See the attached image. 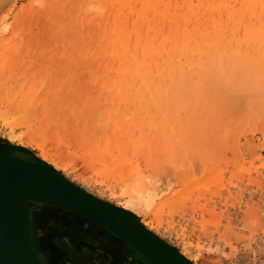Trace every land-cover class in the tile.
I'll use <instances>...</instances> for the list:
<instances>
[{"label": "bare ground", "instance_id": "obj_1", "mask_svg": "<svg viewBox=\"0 0 264 264\" xmlns=\"http://www.w3.org/2000/svg\"><path fill=\"white\" fill-rule=\"evenodd\" d=\"M53 1H55V0H53ZM61 1H63V0H61ZM80 1H82V0H80ZM63 2L66 3V0H64ZM57 3L60 4V2H58V1H57ZM98 3H100V4H98ZM56 4H55V6H56ZM59 4H57V6ZM93 4H98L100 6V8L103 9L102 11L105 10L107 12V14L106 13L103 14L104 12L102 13V15H104L103 19L106 18V16H108V18H106L107 19L106 23H108V21L109 20L111 21L112 19L115 21V22L113 21V23L111 21L112 24L110 25V28H108L109 31H108V34L106 35L107 36L105 38L106 40L104 39V41L107 42V45L105 44L106 46L104 45V48H106L108 55L106 56V58H104L105 61L103 58H102L103 60L101 58H99L98 60L96 59L95 65H94L95 71L98 72V74L102 75V76H99V78L97 76H95L97 73H95V75H94L93 81L98 80V79L100 81H102L101 83L98 82V84L96 83L97 81H95V83L98 86V93L96 94V96L99 95V93L101 96V92H102L101 98H103V96H104L103 93L106 92V94H105L106 97L108 96V94L110 96V99L109 100L107 99L108 103L110 106H112L109 109L108 113L105 112V114L107 113L108 116L106 115V117H104V118L105 119L107 117L108 118L106 120L104 119L105 121H102V120L101 121L103 124H105V123L107 124L108 120L110 119L109 121L114 123L115 125H117L119 123V125H121V127H122V128L121 127L120 128L124 129V131H125V128H123L125 119L128 117H130V118L132 117V119H131L132 120V126L130 127L131 129H129L127 127V130L125 131V133H124V131L122 132V135L124 133V135L122 137L120 136L121 135V132H120L119 133L120 138L119 139L117 138V141H116V139L115 140L109 139L108 142H104L100 146V149H97L98 148L97 143H99V140H97L99 137L98 134H97V136L94 135L96 137L95 139L94 138L92 139L93 136H90V137L88 136L87 138L85 137L88 146L91 148L86 146V144L84 146L82 145L83 148L86 147V151H84L85 150V148H84V150L83 151L81 150V152H85L83 155L87 154V152H88V154L85 156H86V159L88 156L90 158V160H96V159H98V156L103 157L101 160L103 165L101 164V166H103V168H105L108 171V168H109L108 160L110 158H108V160H106V157L109 154H114V153H110L113 150L114 151L115 150L121 151L119 157L117 158V156H116L117 161L114 162L115 161L114 160L113 163H111V164H113V166L115 167L116 173H118V176L121 180V183H123V185H124L123 187H124L125 193H123V195H126V198H125L126 201L122 207L112 206V205L106 203L105 201L98 199L97 197H95L93 195H90L89 193L87 194L86 192L81 190V188H78L76 185H74L73 183L68 181L67 178L64 177V175L59 172V170H58L59 166L57 164L58 162L55 163L53 161L55 159H50V161H48L49 156L46 153H44V154L42 153V155L39 157L41 159V161H39L37 158L36 159L39 162L44 163L47 167H49L52 171H54L62 182L71 186L73 189H75L78 192H83V193L87 194V196L90 197L91 199H95L97 201H100L109 215L123 221L128 226H130V227H132V228H134L140 232L146 233L148 235H152L157 241L164 243L167 247H169L171 249V251L175 255L185 259L188 263H190V264H203L202 261H203V259H205L204 254H207V256H214V257L217 256V258H219L222 261V264H225V262H229L230 260H232V258L234 257V255L236 253H238V252L243 253L242 248L244 245H247L244 243L246 241L244 236L243 237L240 236V238L245 239V241L243 240L244 242L243 241L241 242L239 240V238H237V241H235V242H237L238 246H236L235 249H234V247H235L236 243L234 241H231V243L233 242L235 244H233L234 247L232 244H231V246H229V248L226 246L229 249L228 250V249H225V245H226V243H228V241L225 243V241L222 239L223 237H221L220 239H222L224 241V243H225V245L223 244L224 246H222V244H221L222 240L218 239L219 237L218 238H214V237L210 238L208 236V238L205 237L207 240H203V239H201L202 237L197 235L198 237H200L199 239L202 240V242L199 240V242H200L198 244L199 246L197 244H196L197 246L194 245L195 246L194 249L197 248V249H195L196 252L194 254H192L191 256H189L187 254V251H186L187 249L184 248L185 245L183 247L182 242H181L182 243L181 247H183V248L175 249L171 245L167 244L162 239H160L159 237H157L153 233H151L150 228L144 222V217H146L148 215L149 216L152 215V213H154L155 211H158V213H159L160 209H157V208H159L160 206L163 208V205H166L169 203L168 198L172 194H170V192H168V188L170 190L171 185H169V184L171 181H169V182L167 181L168 184L166 182L162 186V185H160V183H162V182H160L159 179L156 180V178L159 175H160L159 178L164 177L162 175L164 173H166L165 167H167V165H170V167L173 166L175 169V172H176V170L178 171V168L180 167V170L182 169L181 173H183V172L188 173L187 170H188L189 164L192 163L190 161H193V160L196 161L195 160L196 158L193 155H192L193 158L191 157L192 152H194V150H192V149L195 148V151H196L195 155H197V156L199 155V157L201 156L203 158V157H207L209 155L208 153L211 152L210 151L211 149H209V147L212 148V145H213V147L216 146L217 148L221 147V151H223L222 150L223 147L221 146L222 144H223V146L225 145L224 148L226 147V143H224L226 140V137L223 136L224 135L223 132H225V129H226L225 127L229 126L228 123L231 122L230 119L232 120L233 114L236 113V111L234 113L235 109H237V111H238L239 108H241V107L247 109L249 106L251 108L253 106L254 108L257 109V106L259 105V107H261L263 112H264V0H83L82 7H81V9H83V12H82L83 14L81 15L82 17H79V19L81 18L82 19L81 21L86 25L91 20L95 21V19H94L95 17H93V19H92V15H89V13L92 12L90 10L91 9L93 10V8L89 9V13L86 10L89 7H91V5L93 7ZM60 5H62V3ZM98 5H96V6L98 7ZM70 6H72V4ZM58 7H60V6H58ZM47 8L50 9V5L47 6ZM67 8H69V6ZM95 8L96 7L94 6V10H95ZM124 8H125V10H124ZM57 9H59V8H57ZM60 10H61V7H60ZM97 10L95 12L96 14L98 12L99 13L102 12V11L97 12ZM55 11H57V10H55ZM70 11H71V9H70ZM66 12H67V9H66ZM108 12H109V14H108ZM55 13H54V15H55ZM59 13L61 14V12H59ZM110 13L111 14L113 13V16H110L111 15ZM71 14H69V15H71ZM102 15H101V17H102ZM99 16H100V14H98V16L96 18H98ZM68 17H70V16H68ZM101 17H100V19H101ZM111 17H112V19H111ZM58 21H59V19H58ZM99 21H101V20H99ZM92 23H93V21L91 22V24ZM104 24H105V22L103 23V25ZM68 26L69 25H67V28H68ZM59 27H60V25H59ZM81 27H82V24H81ZM88 27L90 28V26H88ZM88 27L86 26V28H88ZM56 29H59V28H56ZM56 29H55V31H56ZM91 29H92V27H91ZM6 30H7V28L4 27V29L2 30L3 33H1V35H0V40H1L0 43L2 42V44H5V42H6L5 37H4L6 34L5 32H7ZM19 30H20V28H19ZM86 33L88 34V32H86ZM74 35H73V37H75ZM87 36H88L87 40H89V38H92L89 36V34ZM6 37H7V35H6ZM103 37H104V35H103ZM103 37L100 38L101 41H102ZM84 38H86V37H84ZM19 39H21V38H19ZM68 41H70V38L68 39ZM79 41H80V39H79ZM83 41H85V40H83ZM83 41L80 43H83ZM98 42H99L98 44H100L99 40H98ZM19 43H20V41H19ZM68 43L70 44V42H68ZM89 43L90 42H87V44H89ZM78 45H79V43H78ZM89 46L87 47V49L85 48L87 51L84 52L85 56L83 55L85 62L86 61L89 62L90 59H93V58L95 59V58L99 57L98 55H95L96 57L93 55L94 49H92V50L88 49ZM18 47H19V45H18ZM78 47L79 46H77V48ZM96 47L97 46H94V48H96ZM1 48L2 47H0V52L4 50V49L2 50ZM40 50H41V48H40ZM13 52H15V50ZM98 52L99 51L97 50V54H98ZM40 54L42 55V53H40ZM1 56H2V53H1ZM35 60H36V58H35ZM106 60H107V62H106ZM5 61L6 60H3V61L0 60V73L4 69ZM81 61L82 60L79 61V65L82 64ZM90 63H88V64H90ZM85 66H83V68ZM90 66H91V64L88 65L87 67H85V69L86 68L89 69ZM18 67H20V66H18ZM30 67L32 68L31 65H30ZM94 67H92L93 70H94ZM79 74H81V73H79ZM87 74L88 75L85 77L86 80L89 79L88 78L89 74H92V73L90 72ZM33 75H34V72H33ZM12 76H14L13 73H12ZM12 76L4 75V78L0 79V94L1 95L3 94L2 96H5L6 98H8V100H10L9 97H11V99H12V97H14L15 95L17 96L18 93H16V92H17L18 88L15 89V87H17V84H18L17 80L22 79V78L20 79V77H18L19 73H18V75H16V78L15 77L13 78ZM77 78H78V76H77ZM81 78L83 79L82 76H81ZM82 79H80V82L83 83L84 79H83V81H82ZM22 81H23V79H22ZM34 81H33V83H34ZM85 81H84V84H82V85H85V87H87L86 84H87L88 80L86 82ZM22 84L23 83H21V85ZM76 84H78V86H79V83H76ZM21 85L19 86V88L23 87V85L22 86ZM45 85H47V84H45ZM94 85H91V86H94ZM38 86H39V83L37 84L36 87H38ZM70 86H71V84H70ZM82 88L83 87H81V90L83 91ZM101 88L104 89V92ZM71 90H72V92L73 91L75 92V90H73V89H71ZM71 90H69V91H71ZM20 91H21V89L18 92H20ZM80 91H79V93H80ZM26 92H28V91H26ZM27 94L29 97V93H26V95ZM80 94H82V93H80ZM73 95H74V93H73ZM80 96H82V95H80ZM85 96L87 98L88 95H85ZM96 96L93 95L92 97L95 98ZM36 97H38V96L35 95L34 98H36ZM106 97H104V98H106ZM6 98H4L3 100H5ZM30 98H32V97H30ZM30 98L23 99L22 101H18V102L16 99V101H14V102H16V104L15 103L14 104L16 105L18 110L17 111L12 110V112L9 111L11 113V115H9V112H6L7 109H9V107H7L6 111L4 110L5 111L4 113L5 114L7 113L6 116L4 114V118L5 117L7 118V115L9 117H11V119L8 120L9 121L8 125H11V126H9V133L10 132L11 133L8 134L7 138H5L8 141L6 143L8 146L5 145V147H9V146L11 147L12 141L16 137V131L14 132V130L12 128L13 126H15V124L12 125L11 123L14 121V119H16V116L18 114L21 115L23 113V114H25V116L27 114L28 119H29V117H31V119L34 122L36 121L37 125L39 124L38 122H40V121H37V120H39V117H37V115H36V117H37L36 120H34L35 118L33 119V117H35V116H32V115H33V113H35L33 111H34L36 105L34 102H32V100H34V99L33 98L30 99ZM99 98L100 97L98 96L95 99L99 100ZM101 98H100V100H101ZM46 99L47 98H45V100ZM70 99L67 98V100H69V101H70ZM73 99H75V98H73ZM80 99H81V97L78 98L77 100H80ZM88 99L89 100L85 99L84 101L89 102L91 100L89 96H88ZM13 100H15V98ZM100 100H99V102H100ZM107 100H105V102ZM10 101H12V100H10ZM48 101L42 100V103L44 102V104L41 103V105L44 106L45 103H46V105H48L47 104ZM81 101H82V99H81ZM6 102H9V101H6ZM77 102L78 101H76L75 103H77ZM88 102H85V103H88ZM99 102H98V104H99ZM12 103H13V101H12ZM79 103H81V102H79ZM79 103H78V105H79ZM90 103H92V102H90ZM101 103H102V101H101ZM243 103H245V104H243ZM8 104H11V103H8ZM82 104L84 106V103H82ZM6 105H7V103L5 104V106ZM65 105H67V103H65ZM71 105H72V103H71ZM90 105L92 106V104H90ZM104 105H106V104L104 103ZM246 105H248V106L244 107ZM9 106H11V105H9ZM52 106L53 105H50V107H52ZM86 106H87V104H86ZM103 106H102V108H103ZM106 106H108V105H106ZM46 107H44V108H46ZM68 107H70V106L68 105ZM96 107H98L97 103H96ZM99 107H100V105H99ZM71 108H73V107H71ZM81 108H80V110H81ZM58 109H60V108H58ZM89 109H91V108H89ZM93 109H92V111H93ZM46 110H49V108ZM247 110H249V108ZM13 111H15V113L17 115L16 114L13 115L14 114ZM50 111H51V108H50ZM66 111H67V108H66ZM81 111H83V110H81ZM63 112H64V110H63ZM94 112L95 111L91 112L92 115ZM243 112H244V110H243ZM52 113H53V110H52ZM85 114L87 117L89 116V115H87V113H85ZM105 114H104V116H105ZM61 115H63V114H61ZM70 115H71V113H70ZM74 115L75 114L73 112L72 116L74 117ZM64 116H65V114H64ZM223 116H224V118H226L227 123H226V120L223 118ZM230 116H231V118H230ZM62 117L60 119H62ZM76 118H77L76 116H75V118H73L74 122H75ZM220 118H223V121H225V122H223L222 119L220 120ZM2 119H3V117H2ZM28 119H27V117L24 118L25 122H28V124H29L30 122L28 121ZM31 119H29V120L32 121ZM198 119H200V120H198ZM233 120H234V118H233ZM3 121H4V119H3ZM81 121H82V124H84L83 126H85V123H87L85 121H87V120L83 118V120H81ZM94 121L96 122V119L92 120L90 124H93V123L95 124ZM101 121L100 122L98 121L96 124L101 123ZM235 121H236V119H235ZM34 122H32V123L34 124ZM43 122H45V121H43ZM60 122H62V124H63V121L60 120ZM220 122L221 123L223 122L222 124H224L225 126L220 127L221 126ZM70 123H72V122L70 121L69 124ZM127 123H129V122H127ZM76 124H77V122H75L74 125H76ZM103 124H102V127L100 124L101 131H102V128H103V130L108 129L107 128L108 126L106 127V125L104 126ZM45 125H47V124H44V126ZM119 125H117V126H119ZM172 125L177 126V127H174L175 129L180 128L179 129L180 133L177 130V132L180 134V138H179L180 141H175L178 139L177 137H179V135L174 136L173 133L171 134L170 129H171ZM184 125H187V126L185 127ZM32 126L34 127L35 124ZM112 126H114V125L112 124ZM38 127H37V129H38ZM40 127H43V126L41 125ZM47 127H48V125H47ZM90 127H91V125H90ZM194 127H195V129H194ZM231 127H230V129H231ZM10 128H12L13 131H11ZM29 128L27 130L28 132L31 129V128L30 129ZM117 128L118 127H116L115 130H117ZM183 128H184V130L180 131ZM221 128H224V129H221ZM92 129H94V128H92ZM227 129H228L227 134H225L226 136L230 135V134H228L230 129L229 128H227ZM235 129H236V125H235ZM63 130H61V132ZM72 131L74 132V129H72L71 132ZM92 131H94V130H92ZM220 131H223V132H220ZM63 132H65V131H63ZM73 132H72V135L70 134L72 137L74 136ZM172 132H173V130H172ZM194 132L196 133L195 135H193ZM219 132L222 133L221 136L224 138V140H222L223 138L215 140L216 135L219 134L218 136H220ZM232 132H234V131H232ZM232 132H230V133H232ZM117 133H118V131H117ZM80 134H82V133H80ZM82 135H80V137ZM86 135L87 134L84 133V136H86ZM35 136H32V137L34 138ZM194 136H196V137H194ZM210 136H211V138H210ZM234 136H237V135L235 134ZM234 136H233V138L230 137L229 139H234ZM237 137H235V139H237ZM35 138H37V136ZM69 138H71V137H69ZM73 138L75 139V137H73ZM81 138H83V137H81ZM89 138H91V140H93L94 143H93V141H88V140H90ZM227 138H228V136H227ZM0 139H2V138H0ZM84 139H82V140H84ZM113 139H114V137H113ZM208 139H209V141H207ZM235 139H234V141H236L235 143L237 145V140H235ZM30 140H31V137H30ZM136 141L138 142L136 144V146L138 144L140 146L139 142H145V141L149 145L153 144L152 145L153 149H151L152 151L149 150L146 152L143 150V154H142L143 155V161L145 160L148 162V165H149L148 168H150V166L152 167L153 164L155 165L157 161H158L157 163L159 165L161 163L165 162L164 164L166 166L164 164H162V166L163 167L165 166V167H164L163 171H161L162 169L160 170L161 173H160V171H158L159 170L158 169V170H156L155 176L154 175H147L148 173L145 175L144 171L141 169V166L139 165L140 163L132 165L133 164L131 162L132 159L138 158L137 156H139V154L141 155L140 152H142V151H140V150L143 149V147L145 146L144 145L145 143H143V145H141L142 147L135 148L132 150L127 149V151H124L126 149L124 147H126L128 145V142L136 143ZM181 141H182V143L185 141L184 143L188 144L187 145L188 147L185 146L186 144H184V143L182 145L180 144L181 146H183V147L185 146L188 148V149L186 148L188 153L185 152L186 149H185V151L182 150L184 148H182L181 146H178V145L174 146L176 149H178L177 147L181 148L180 151L182 152V154H180L181 155L180 158L182 159V157H183L184 159H182V161L180 162L179 161L180 158L178 157V159H177V156H179L178 155L179 153L177 151L179 149L176 151L175 149L173 150L174 147H171L173 150V152H172V150L170 148H169L170 150L166 149V148L169 147L170 143L174 145L175 143H179ZM212 141L214 142L213 144L210 143ZM234 141H231V142L233 143ZM231 142L227 143V148H229V146H232V145H230ZM34 143H35V141H34ZM78 143H80V140ZM133 143H131V144H133ZM220 143H222V144H220ZM93 144H95L96 146ZM208 144L210 146H208ZM58 145H60V144H58ZM79 145H80L81 149H83L81 146V143ZM149 145H146V146L148 147ZM93 146H95V149L93 148ZM237 146L234 147V145H233V147H234V148L232 147L233 150ZM78 147L79 146H77V148ZM122 147H123V149H122ZM22 148L27 149V147H25V146ZM207 148L209 150H207ZM165 149L171 151L172 155L168 154V153H164L163 151ZM188 150L191 151V153ZM206 151H208L207 152L208 155H205ZM217 151H218V149H217ZM227 151H229V150H227ZM235 151H233L234 154L237 152V151L236 152ZM0 152H2L4 155L10 156V154L7 151H5L4 149H3V151H0ZM144 152H146V153H144ZM175 152L177 154H175ZM183 152L187 153V155L190 154V156H186V154L184 155ZM215 153L216 152H214V154ZM203 154H204V156H203ZM213 156L215 157L217 155L215 154ZM225 157H223V158H225ZM163 158L167 159L166 161L168 163L166 161H164V162L161 161L159 163V160H165ZM234 158H236V157H234ZM238 158H240V157L237 156L236 162L239 161ZM99 160H100V158H99ZM139 160H138V162H139ZM176 160L179 163L178 162L176 163ZM215 160H217V158ZM24 161H26V160H24ZM109 161H111V160H109ZM136 161H137V159L134 162L137 163ZM145 161H144V163H145V165H147L146 164L147 162H145ZM187 161H189L190 163L189 162L187 163ZM230 161H232V159ZM11 162L21 164L23 161H21L19 159H15ZM169 162H171V163H169ZM200 162H201V160H200ZM207 162H208V160H207ZM227 162H229V161H227ZM93 163H95V161H93ZM97 163H100V161ZM239 163H241V161ZM111 164H110V166H111ZM193 164L194 163H192V167H193ZM200 164H203V163L201 162ZM232 164L230 165L231 167H232ZM241 164H239V166ZM156 166H157V164H156ZM176 166H177V168H176ZM262 166H263V164L261 165V167ZM161 167L157 166V168H161ZM219 167L221 168V166H219ZM124 168L129 169V171L127 169H126L127 171H124L125 170ZM205 168H206V166H205ZM194 169H196V168H194ZM215 169L217 171L214 170L215 171L214 173H212L213 171L211 172L212 167L210 170H208V172H207V169L205 172H202V171L201 172H202V174H205L207 172L205 174V176L210 173V175L212 176V179H213V176H214V178H217L220 176V173H221V171L219 172L217 168H215ZM252 169H253V167H252ZM153 170H155L154 167L151 168V172ZM228 170H229V168H228ZM255 170H256V168H255ZM203 171H204V169H203ZM233 171L231 172V175H232ZM145 172H146V170H145ZM157 172H159L158 175H157ZM199 172H200V170H199ZM167 173L165 176L170 175L172 172H170L169 174H167ZM191 174H194V173L192 172ZM202 174H200V177H202ZM221 174H223V173H221ZM186 175L184 174V178ZM210 175H209V177L211 178ZM231 175H230V177H232ZM194 176L196 178V175H194ZM174 177H176V175ZM197 177H198V175H197ZM200 177L198 180L195 179L196 181L194 180V177L192 178V176H191L192 179L188 177L186 180L188 181L189 179H191L189 183H191V181H193V182L195 181L196 184L193 183V187H194V185H197V183L200 184L199 183ZM221 177H222V175L220 176L219 179H221ZM179 178H180V176H179ZM206 179L207 178L203 179L204 181H202V184H201V186H199V188L196 187L194 194H200V196H202V197H204V195H206L205 194V193H207L206 191L209 190L208 187H207V189L205 187ZM173 181L176 182V180H173ZM171 184H172V182H171ZM186 184L188 185V182L185 181V185H184L185 187L187 186ZM191 185H192V183H191ZM191 185L190 186L188 185L189 189H192V188H190V187H192ZM188 186H187L186 190L188 189ZM171 190H173V189H171ZM193 190H194V188H193ZM166 192L169 193V195H170L169 197L166 196V195H168V193L165 195ZM184 192H185V190H184ZM208 192H210V191H208ZM171 193H173V192H171ZM163 194L165 197L162 196ZM207 195H211V192L208 193ZM180 196H181V194H180ZM180 196H178L179 199H180ZM66 197H67V195L65 194V192L61 191L58 188L57 184L54 182V180L52 179V177L48 171H46L44 169H38L35 166H30V165L17 167L15 173L13 174V176L11 177V179L9 181V200H10L9 204L11 207V211H13V213H14L13 218H14V221L16 223L17 231H18V228L20 227V223L26 225L25 217L23 215V214H25V212H27L28 221L30 220V212H31L30 207L31 206L37 205V204L49 205V204H51L50 202L55 203V204H53V206H57V204H58L57 200L62 201ZM186 197L187 196H185V198ZM182 199H184V198L182 197ZM175 200L176 199L173 200V205H174V203L176 204ZM184 202H185V199H184ZM173 205L171 204V206H173ZM171 206H169V209ZM179 207H181V206H179ZM200 207H201V205H200ZM59 208H61V207H59ZM61 209H63V208H61ZM192 209H194V206ZM201 209L203 210L202 212H204V208L202 207ZM201 209H199V210H201ZM63 210L67 211V209H63ZM170 210H174V207L173 208L171 207ZM190 210H191V208H190ZM68 211L70 213L76 215L78 220H79V223L86 225V227L90 228V230L97 231L98 228L99 229H101V228L105 229L106 231L110 232L111 234H113L115 237H117L121 241L125 242L131 248L135 249L140 254L144 255L142 252H140V250H138L137 246H135L133 243L129 242L127 239L120 236L119 234L115 233L114 230H112L111 228L101 224L98 221H95L94 219L90 218L89 216H87L83 213L77 212V211L72 210V209L68 210ZM161 211H163V210H161ZM166 211H167V209H166ZM171 213H170V215H171ZM179 213H180V211H179ZM179 213H177V214H179ZM191 213L194 214V212H191ZM154 218L158 219V220H156L157 222L161 221L159 218V214L157 215V213L154 214ZM193 220H191V221H193ZM191 221H190V223H191ZM196 221L197 220H194V222H196ZM199 221H200V223H198ZM199 221L196 222L197 225L201 224V222H202L201 220H199ZM241 221H242V219H241ZM242 222H244V221H242ZM205 223H206V221H205ZM196 224H195V227H196ZM202 225H204V224H202ZM197 227H199V226H197ZM193 229H195V228H193ZM28 232H29V230H28ZM207 232L208 231L206 230V233ZM185 233L186 232L184 231V234ZM201 233L203 234V236L206 235V233L204 231ZM217 233H218V231H217ZM252 234H250V235H252ZM210 236H212V235H210ZM234 238L235 237H233V239L232 238L231 239L234 240ZM238 241H240V242L238 243ZM202 243L204 245H201ZM189 244L190 243H188L187 245H189ZM30 245L31 246H28V248L25 250V252L23 254V261L25 262V264H42L40 259H39L37 251L35 252V250H33V248H34L33 245L32 244H30ZM200 245L202 246V248H198V247H201ZM259 245H261V244H259ZM256 247H258V245ZM259 247L260 248L262 247L263 249H260V250H259V248L254 249V250H259L257 252L255 251L256 252L254 255L255 261L257 262V264H264V247L263 246H259ZM249 249H248V253L253 254L254 252H252V251L249 252ZM1 250L3 252V248ZM251 250H253V249L251 248ZM238 254L240 255V253H238ZM224 257H225V260H224ZM249 258L251 260V259H253V256H252V258L251 257H249ZM192 261H194V263ZM223 261H224V263H223Z\"/></svg>", "mask_w": 264, "mask_h": 264}, {"label": "rangeland", "instance_id": "obj_2", "mask_svg": "<svg viewBox=\"0 0 264 264\" xmlns=\"http://www.w3.org/2000/svg\"><path fill=\"white\" fill-rule=\"evenodd\" d=\"M57 1L60 2V4L62 3V5L57 3ZM63 1H61V0H55V1H53V0L52 1L51 0H49V1L48 0H0V35H1V33H3L2 30L4 29V27L7 28V30H6L7 32H5L6 34L4 36L6 42H5V44H2V42L0 43V47H2L1 49L2 50L4 49L3 51L0 52V56L2 53L0 60L1 61L6 60L4 63L5 64L4 69L1 71L2 74L0 73V75H1L0 79L4 78V75L12 76V73L14 75V76H12L13 78L14 77L16 78V75H18V73H19L18 77H20V79L21 78L23 79V81H22V79L17 80L18 84H19V85L17 84V87H15V89L18 88L17 92H16V93H18L17 96L15 95L16 97L14 96V97H12V99H11V97H9L10 100L13 101V103H12V101L8 100V98H6L5 96H2L3 94L2 95L0 94V111H1L0 112V138H2V139H0V147L2 145L8 146L6 144L8 141L5 138H7L8 134L11 133V132L9 133V126H11V125H8L9 124L8 120H10L11 117H9L7 115V118L6 117H5L6 119L4 118V114H5L4 112L6 111L7 107H9L10 110L7 109L6 112H9V111L12 112V110L17 111L18 108L15 105L16 102H14V101H16V99L18 102V101H22L23 99H28V98L32 97L34 99V100H32V102H34L36 105L33 112H35V113L37 112L36 114L33 113L32 116H35V117H33V119L35 118L34 120H36V118L39 117V120H37V121H40V122H38L39 124L37 125L36 121L34 122L31 119V117H29V119L32 120V121H30L28 119L27 114L25 116V114H23L21 112L23 115L20 113L22 116L19 114H18L19 115L18 116L15 113V111H13V113H14L13 115L16 114L18 117L16 116V119H14V121L12 120L13 121V122L11 121L12 123L10 122L12 125L15 124V126H13L12 128H13L14 132L16 131V137L12 141V146H18L21 148L24 146L27 147L26 150L31 152V156L29 154H25V153H22V152H19L16 150H11L9 152L10 156L23 158V159H26V161H33L34 160L33 156H34L39 161H41V159L39 157L42 155V153L43 154L46 153L49 156L48 161H50V159H55L53 161L55 163L58 162L57 164L59 166V168H58L59 172L61 174H63L64 177H66L68 181H70L71 183L76 185L78 188H81V190H83L87 194L89 193L90 195H93V196L97 197L98 199H101V200L105 201L106 203H108L112 206L122 207L126 201V199H125L126 195H123V193H125L124 187H123L124 185H123V183H121V180L118 176V173H116L115 167L113 166V164H111V163H113L114 160H115L114 162L117 161V158L119 157L121 151L120 150H117V151L113 150L110 153H114V154H109L106 157V160H108V158H110L109 160H111V161L108 160V165L110 168V169L108 168V171L105 168H103V166H101V164H102L101 160L103 157L98 156V159L90 160V158L88 156H87V159L85 156L88 154V152L85 155H83L85 152H81V150L83 151L84 148H85L84 151H86V147L83 148V146L85 144H86V146H88L87 141H86V138L88 136L89 137L93 136L92 139L93 138L95 139L96 137L94 135L97 136V134H98L99 137L97 140H99V143H97L98 144L97 149H100V146L104 142H108L109 139H112V140L116 139V141H117V138L119 139L120 136L122 137L124 135L125 131L127 130V127L129 129H131L130 127L132 126V120H131L132 117L131 118L128 117L125 119L124 127H123V128H125V131H124V129H121L122 127H121V125H119L118 122H117L118 123L117 125H119V126L110 122L109 121L110 119L108 120L107 124L102 123V121H105L108 118L107 117L105 119L104 117H106V115L108 116L107 113L109 112V109L112 107L108 103L110 96L108 94V96L106 97V95H105L106 92H104V89H102V88L101 89L104 92L103 98H101L102 92H101V96H100V93H99V95L96 96V94L98 93L97 84H98V82L101 83L102 81H100L99 79L95 80V81H97L96 82L97 84L95 83V81H93L95 73H97L95 76H97L98 78H99V76H102L101 74H98V72L95 71L94 65H95L96 59L97 60L99 58L104 59L108 55L106 48H104V45L105 44L107 45V42L104 41V39L107 37L106 35L108 34V31H109L108 28H110V25L113 23L114 20L111 17L112 23L110 20L108 21V23H106L107 22L106 18H108V16L105 15L106 18H104L105 19L104 20L103 19L104 15H102V13L104 12L103 14H105V13L107 14V12L105 10L102 11L103 9L100 8V6L98 5L100 3H98V4H93V7L91 5V7L86 9L89 13V9L93 8V10L92 9L90 10L92 12H90L89 15H92V19H93V17H95L94 18L95 21L91 20L86 25L81 21L82 20L81 18L79 19V17H82L81 15L83 14L82 13L83 9H81L83 0L82 1H80V0H66V3ZM69 2L72 4V6H70L71 4ZM56 3L59 4L58 6L61 7V10H60V7H58ZM48 4L50 5V9H48L49 7L47 8V6H49ZM55 4L57 7L55 6ZM96 5H98V7ZM68 6L71 9V11L69 8H67ZM94 6L98 10L96 8L94 10ZM57 8H59V9H57ZM66 9H67V12H66ZM55 10H57V11H55ZM96 10H97V12L98 11H102V12H100V13L98 12L96 14L95 13ZM124 10H125V8H124ZM59 12H61V14ZM54 13H55V15H54ZM68 13L69 14L72 13V14L69 15ZM98 14H100V16L98 18H96L98 16ZM108 14H109V12H108ZM101 15H102V17H101ZM68 16H70V17H68ZM110 16H113V13ZM100 17H101V19H100ZM58 19H59V21H58ZM99 20H101V21H99ZM92 21H93V23L91 24ZM104 22H105V24L103 25ZM81 24H82V27H81ZM59 25H60V27H59ZM67 25H69L68 28H67ZM85 25L87 27L90 26V28L89 27L86 28ZM91 27H92V29H91ZM19 28H20V30H19ZM56 28H59V29H56ZM55 29H56V31H55ZM86 32H88L89 36L92 37V38H89L90 41L87 40L88 34ZM6 35H7V37H6ZM73 35L75 37H73ZM103 35H104V37H103ZM84 37H86V38H84ZM101 37H103L102 41L100 39ZM19 38H21V39H19ZM69 38H70V41H68ZM79 39H80V41H79ZM83 40H85V41H83ZM98 40L100 41V44H98L99 43ZM19 41L21 44L19 43ZM82 41H83V43H80ZM68 42H70V44ZM87 42H90V43L87 44ZM78 43H79V45H78ZM18 45H19V47H18ZM76 45L79 47L77 48ZM87 45L88 46L90 45L88 49H90V50L94 49L93 50L94 56L95 55L99 56L95 59L94 58L90 59L89 62H87V61L85 62V60L83 58L85 56L84 52L87 51L86 50L88 47ZM94 46H97V47L94 48ZM40 48L42 51L40 50ZM96 49L99 51L98 54H97ZM14 50H15V52H13ZM40 53H42V55ZM35 58H36V60H35ZM79 59L82 60L81 61L82 64H80V65H79V61H80ZM104 61H105V59H104ZM106 62H107V60H106ZM88 63H90L91 66H90V68L88 67L89 69H87V68L85 69V67L90 65ZM30 65L32 66V68L30 67ZM18 66H20V67H18ZM83 66H85V67L83 68ZM92 67H94V70L92 69ZM33 72H34V75H33ZM90 72L92 74H89V77H88L89 79H87L90 82L89 83L85 79V77L88 75L87 73H90ZM79 73H81V74H79ZM77 76H78V78H77ZM81 76L83 77L84 81L85 80L87 81V84L89 83L88 85L86 84L87 87H85V85H82V84H84V81L81 78ZM80 79H82L83 83L80 82ZM33 81H34V83H33ZM21 83H23L22 84L23 87L19 88ZM38 83H39V86H38L39 88L36 87ZM76 83H79V86ZM45 84H47V85H45ZM70 84H71V86H70ZM91 85H94V86H91ZM81 87H83L82 88L83 91L81 90ZM20 89H21V91L18 92ZM71 89L75 90V92L74 91L72 92ZM69 90H71V91H69ZM26 91H28V92H26ZM79 91L82 94H80ZM26 93H29V97H28V94L26 95ZM73 93H74V95H73ZM35 95L38 97L34 98ZM80 95H82V96H80ZM85 95H88L90 97L91 100L89 102L84 101L85 99L89 100L88 96L86 98ZM93 95L96 97L99 96L101 98V100L99 98L100 102H99V100L95 99L96 97L93 98L92 97ZM80 97H81L82 101H81V99L77 100ZM104 97H106V98H104ZM4 98H6V99L3 100ZM14 98H15V100H13ZM32 98H30V99H32ZM45 98H47V99L45 100ZM67 98L68 99L71 98L70 101L67 100ZM73 98H75V99H73ZM42 100L43 101L49 100L47 102L48 105H46V103H45V105L47 107L45 105L44 106L41 105ZM105 100H107V101L105 102ZM6 101H9V102H6ZM76 101H78V102L75 103ZM101 101H102V103H101ZM70 102L72 103V105ZM79 102H81V103H79ZM85 102H88V103H85ZM90 102H92V103H90ZM98 102H99V104H98ZM6 103L8 106L7 105L5 106ZM8 103H11V104H8ZM65 103H67V105H65ZM78 103H79V105H78ZM82 103H84V106ZM89 103L92 104V106ZM96 103H97L98 107H96ZM104 103L108 106L104 105ZM42 104H44V102ZM86 104H87V106H86ZM243 104H245V103H243ZM9 105H11V106H9ZM50 105H53V106L50 107ZM68 105L70 107H68ZM99 105H100V107H99ZM102 106H103V108H102ZM247 106L248 105H246L244 107H247ZM44 107H46V108H44ZM71 107H73V108H71ZM48 108H49V110H46ZM50 108H51V111H50ZM58 108H60V109H58ZM66 108H67V111H66ZM80 108L84 112L81 111ZM89 108H91V109H89ZM241 108H239L238 111H237V109L234 110V113H235V111H236V113L233 114L232 120L230 119V121L232 123L231 122L228 123L229 126L225 127L226 128L225 132L220 131V132H223L224 133L223 136L226 137V140L224 142V143H226V147L224 148L225 145L223 146V144L220 143V144H222L221 146L223 147V149H222L223 151H221V147L217 148L215 146L218 149V151H217V149L215 147H213V145H212V148L209 147V149H211L210 150L211 152L208 153L209 155L207 154L208 151H206L205 155H208V156L202 158L201 156L199 157V155L198 156L195 155V153H196L195 148L192 149V150H194V152H192L191 157L193 158V156H194L196 158V159L194 158L196 161H194L193 159H192L193 161H190V162L194 163L193 167H192V163L187 161V163L188 162L190 163L188 170H187L188 173H186V172L181 173L182 169L180 170L179 164H178L179 165L178 171L176 170V172H175V169L173 166L170 167V165H167V167H165L166 165L164 164L165 163L164 161L167 160L165 158H163L165 160H159V163L161 161L164 162V163H161L160 165L157 163L158 161L156 162L157 166L161 167L162 164L165 165L164 166L165 172L166 173L168 172L167 174L172 172L170 174L171 176L167 175L168 177L165 176L166 173H164L162 175L164 177L159 178L160 175L158 177L156 176L157 178L155 177L156 180L159 179V181L162 182V183H160V185H162V186L167 181L172 182V184L170 182L169 185H171L170 190L171 189H173V190L170 191L168 188V192H170V194H172L171 195L172 197L169 195L168 192H166L165 195L168 193V195H166V196L171 197V198L170 197L168 198L169 203L166 205H163L164 209L161 206L159 208H157V209H160L159 213H158V211H155L154 213H152V215H150V216L148 215V216L144 217V222L150 228L151 233H153L155 236L162 239L167 244L171 245L173 248L181 249L185 245L184 248L187 249L186 251H187V254L189 256H191L192 254H194L196 252L195 249H197V248L194 249V247H195L194 245H196V244L198 245L200 243L199 238L202 237L201 239L207 240L205 237L208 238V236L210 238L211 237H214V238L219 237L218 239L223 237L222 239L225 241V243L228 241V243H226V245H225L224 241L222 239H220L223 241V242L221 241V244H222V246L225 245V249H228L229 246H231V244L232 245L235 243L237 244V242H235V241H237V238H239V240L241 242L243 240L245 241V239H246L245 242L243 241L245 244H247V245L243 246L244 249L242 248L243 253L238 252V253H240V255L238 253H236L234 255V257L232 256L233 257L232 260H230L229 262H225V264H248V263L253 264L254 262L257 264V262L255 261L254 255L257 251H259L260 249H263L262 247L260 248L259 246L264 247V167H263L264 166V141H263L264 140V112H263L262 108L259 107V105L257 106V109L254 108L253 106H252V108L249 106L248 107L249 110H247L248 108L247 109L242 108L244 110V112ZM92 109H93V111H95L93 113V115L91 113V112H93ZM52 110H53V113H52ZM63 110H64V112H63ZM10 112H9V115H11ZM73 112L75 114L74 117L72 116ZM105 112H107V113L105 114ZM70 113H71V115H70ZM85 113H87V115H89V116L87 117ZM6 114H5V116H6ZM61 114H63V115H61ZM64 114H65V116H64ZM104 114H105V116H104ZM36 115H37V117H36ZM24 116L27 117L28 121L30 122L29 123L30 125L28 124V122H25ZM75 116L77 117L75 119V122H77L76 125H74L75 122L73 119V118H75ZM2 117H3L4 121H3ZM61 117H62V119H60ZM83 118L87 120V121H85L87 123H85L83 121L85 123V126H83L84 124H82V121H81V120H83ZM223 118H224V116H223ZM223 118H220V120L222 119V121H223ZM230 118H231V116H230ZM233 118H234V120H233ZM95 119H96V122L94 121L95 124L94 123L90 124L91 121L95 120ZM224 119L226 120V118H224ZM235 119H236V121H235ZM60 120L63 121V124H62V122H60ZM198 120H200V119H198ZM43 121H45V122H43ZM70 121L73 124L72 123L69 124ZM98 121L99 122L101 121V123L96 124ZM32 122H34V124H35L34 127L32 126V125H34ZM127 122H129V123H127ZM223 122H225V121H223ZM222 123H221L220 127L225 126ZM226 123H227V120H226ZM44 124H47L48 127H47V125L44 126ZM100 124H101V127H102V124L104 126L106 125V127L108 126L107 127L108 129L103 130V128H102V131H101ZM112 124L114 126H112ZM41 125L43 127H40ZM90 125H91V127H90ZM235 125H236V129H235ZM184 126L186 127L187 125H184ZM37 127H38V129H37ZM116 127H118L117 130H115ZM174 127H177V126L172 125V127L170 129L171 134L173 133L174 136L179 135V137H177L178 139L175 141H180L179 140V138H180L179 129L180 128L175 129ZM230 127H231V129H230ZM12 128H10L11 131H13ZM28 128L30 129L29 132L27 131ZM71 128L74 129V132L73 131L72 132L74 134L73 137H75V139L71 136L72 135V132H71L72 129ZM92 128H94V129H92ZM227 128L230 129V131L228 132V134H230V135H227L228 138L225 135V134H227V130H228ZM194 129H195V127H194ZM221 129H224V128H221ZM61 130L65 131V132H63V131L61 132ZM92 130H94V131H92ZM172 130H173V132H172ZM177 130L179 133L177 132ZM182 130H184V128L181 129L180 131H182ZM117 131H118V133H117ZM123 131H124V133L122 135ZM232 131H234V132H232ZM120 132H121V135L119 134ZM230 132H232V133H230ZM80 133H82L83 135ZM84 133L87 135L84 136ZM195 134L196 133L194 132L193 135H195ZM221 134L222 133H220V136H218L219 134L218 135L215 134L216 135V137L214 136L215 140L223 138L221 136ZM233 134L234 135L236 134L238 137L234 136ZM35 135L37 136V138H35L36 137ZM80 135H82L81 137H83V138H81ZM32 136H35V137L33 138ZM233 136H234V139H235V137H237V139H235V140H237L238 146L236 145V143H235L236 141H234V139H229L230 137L233 138ZM30 137H31V140H30ZM69 137H71V138H69ZM113 137H114V139H113ZM194 137H196V136H194ZM210 138H211V136H210ZM82 139H84V140H82ZM89 139L90 140H88V139L87 140L93 141V140H91V138H89ZM79 140H80L81 146L83 145L82 146L83 149H81V147L79 145L80 143H78ZM222 140H224V138ZM230 140L234 141V142L232 143ZM34 141H35V143H34ZM207 141H209V139ZM228 142H231L230 145H232V146L228 145L230 149L227 148ZM93 143H94V141H93ZM131 143H133V142H131ZM131 143L128 142V145L126 147H124V148H126L124 151H127V149L132 150L135 148L142 147L141 145H143V143H145L144 144L145 146L149 145V144H147L146 141L145 142H139L140 146H139V144L136 146V144L138 143L137 141H136V143H133V144H131ZM183 143H182V141L179 143H175L176 145L175 144L173 145L170 143L169 147L166 149L170 148L172 150L171 147H174L177 145L181 146ZM210 143L213 144L214 142L212 141ZM58 144H60V145H58ZM184 144H186L185 146L188 145L187 143H184ZM93 145H95V144H93ZM152 145L150 144L149 145L150 147L144 146L143 149L140 150L142 152H140L141 155L139 154L140 157L137 156L138 158H136L137 163L134 162L136 159H132L131 162L133 163L132 165L140 163L139 165L141 166V169L144 171L145 175L148 173L147 175H154L155 176L156 170L159 169L158 171H160L162 169L161 171H163L164 167L162 166L161 168H157L156 164L155 165L153 164L152 167L150 166V168H148V166H149L148 162L144 160L145 162H147L146 163L147 165H145V163L143 161V155H142L143 150L147 152V151L153 149ZM233 145H234V147L237 146L238 148L236 147L237 149L235 148L233 150V148H234ZM77 146H79V147L77 148ZM95 146H93L94 149H95ZM185 146L184 147L181 146L182 148H184V149H182L184 151L188 147V146L187 147H185ZM208 146H210V145L208 144ZM89 148H91V147H89ZM177 148L179 150L176 149L175 147L173 148V150L174 149L176 151L178 150L177 151L179 153L178 154L179 156H177V159H178V157L179 158L181 157L180 154H182V152L180 151L181 148H179V147H177ZM23 149H25V148H23ZM122 149H123V147H122ZM187 149L185 152H187ZM209 149L207 148V150H209ZM165 150L163 151L164 153H168V154L172 155L171 151H169V150L165 151ZM173 150H172V152H173ZM227 150H229V151H227ZM0 151H3V149L0 148ZM233 151H235L236 153L234 154ZM146 152H144V153H146ZM185 152H183L184 155L186 154V156H190V154L187 155L188 152L187 153H185ZM189 152L191 153V151H189ZM214 152H216L215 154L217 156H215V157L217 158V160H215L216 158L213 156V155H215ZM175 154H177V153L175 152ZM116 156H117V158H116ZM203 156H204V154H203ZM222 156L223 157L226 156V157L223 158ZM237 156H239L241 158V159L238 158L239 159L238 162H236ZM234 157H236V158H234ZM99 158H100V160H99ZM182 159H184V158L182 157ZM182 159L180 158L179 161L181 162ZM199 159L201 160V162L203 164H200L201 162ZM231 159H232V161H230ZM138 160H139V162H138ZM207 160H208V162H207ZM93 161H95V163H93ZM99 161H100V163H97ZM227 161H229V162H227ZM240 161L242 164L239 163ZM177 162L178 161L176 160V163ZM109 163L111 164V166ZM169 163H171V162H169ZM230 163L231 164L233 163L234 165L232 164V167H231ZM239 164H241L240 166L242 168L239 166ZM262 164H263V166L261 167ZM204 165L206 166V168ZM219 166H221V168ZM153 167L155 170H153L154 172L153 171L151 172V168H153ZM211 167H212L211 172L213 171L212 173L215 172L214 171V170H216L215 168H217L219 172L221 171V173H223V174L220 173V176L222 175L221 179H219L220 176L217 178H214V176H213V179H212V176L210 175V173L207 174L208 176L207 175L205 176V174L208 172V170L211 169ZM252 167H253V169H252ZM176 168H177V166H176ZM194 168H196V169H194ZM228 168H229V170H228ZM255 168H256V170H255ZM124 169H125L124 171H127V170L129 171V169H127V168H124ZM203 169H204V171H203ZM206 169H207V172L205 174H202V172H205ZM145 170H146V172H145ZM199 170H200V172H199ZM161 171H160V173H161ZM191 171L194 174H191L192 173ZM232 171H233V173L231 175ZM158 173L159 172H157V175H158ZM184 174L185 175L187 174L185 176V178H184ZM200 174H202V177H200ZM175 175H176V177H174ZM194 175H196V178ZM197 175H198V177H197ZM209 175L211 176V178L209 177ZM230 175L232 177H230ZM179 176H180V178H179ZM191 176H192V178L194 177V180L195 179L198 180L200 177V180H199L200 184L197 183L198 186L194 185V187H193V183L196 184V182H195L196 180L194 182L191 181L192 185H191V183H189L190 180L192 179ZM188 177L191 179H189L187 181L186 179ZM205 178H207L206 182H205V187H206V189H207V187L209 189L206 191L207 192V193H205L206 195H204V197H202V196H200V194H194L196 187L199 188V186H201V184H202V181H204L203 179H205ZM173 180H176V182ZM185 181L188 182L189 186L190 185L192 186V187H190L192 189H189V186L186 184L188 186V189H189V190L188 189L186 190L187 186L186 187L184 186ZM168 182H167V184H168ZM193 188H194V190H193ZM184 190H185V192H184ZM208 191L211 192V195H207L208 193H210ZM171 192H173V193H171ZM180 194L185 199V202H184V199H182V197L180 196ZM177 195L180 196V199ZM184 195L187 197L185 198ZM162 196H164V194ZM172 199L173 200L176 199L175 200L176 204L174 203L175 206L173 205ZM171 204L173 206H171ZM200 205H201V207H200ZM169 206H171L172 208L174 207V210H170L171 207L169 209ZM179 206H181V207H179ZM193 206H194V209L196 208L195 210L192 209ZM202 207L204 208V212H202L203 211L201 209ZM190 208H191V210H190ZM198 208L201 210H199ZM166 209H167V211H166ZM161 210H163V211H161ZM30 211H31L30 212V220H29L28 225L31 224V221L38 218V219H42L43 222L46 221L45 224H47V226H48L47 228H45L44 227L45 225L42 223V226H41L40 232H39L42 237H40V238L36 236L37 234L34 230L31 231L33 233L32 237H34V243L33 244L37 245V252L38 251L39 252L44 251L45 254L47 253L46 254L47 255V257H46L47 258L46 259L47 264H83L82 260L89 263L90 259H91V261H92V259L93 260L96 259V258H94L95 254L99 255V253H101V252H105L106 254H109V255L112 254V255H116V256L118 254V257L121 255L126 256L128 259L126 260V258L123 257V259L126 260L124 262V264H153L152 261L148 260L144 255H142L140 253L139 254L144 258L143 261L140 259H137V258H133L134 257V256H132L133 253L131 251H129L130 249L127 248L128 245L125 248V250L122 251L123 254H121L120 251L115 247L114 241L112 242V241L108 240L109 242L107 241L106 242L107 244L105 246H96V247H91L89 245L83 244L82 241H80L81 243H76L79 240L76 238L77 237L76 235L72 234V231H74V234H75V232H77V229H76L74 223H72V221H70L69 219L63 218L59 213V211H62L65 213H70L68 210L65 211V210H63L57 206H53V205L49 204V205H41L40 207L31 206ZM179 211H180V213H179ZM191 212H194V214ZM156 213H157V215L159 214V218L161 220L160 222H157L156 220H158V219L154 218V214H156ZM170 213H171V215H170ZM177 213H179V214H177ZM193 219L197 220L196 222H198L199 220H201L202 222H201V224L197 225ZM241 219L244 222H242ZM191 220H193V221H191ZM190 221H191V223H190ZM205 221H206V223H205ZM78 222H79V220H78ZM198 223H200V221ZM195 224H196V227H195ZM202 224H204V225H202ZM197 226H199V227H197ZM192 227L195 229H193ZM61 228L62 229L64 228V229L61 230ZM206 230L208 231L207 233H206ZM105 231H106L105 229L101 230V232L102 233L104 232L103 234H105L107 236ZM184 231L186 232L185 234H184ZM203 231L206 233V235H204V236L201 233ZM217 231H218V233H217ZM88 232L89 233L87 235L91 236L92 238H95L94 241H96V239H98V236H102V233H100V235L96 234V231H94V230L92 231V230H90V228H88ZM32 233H31V235H32ZM108 234H111V233L109 232ZM250 234H252V235H250ZM197 235L200 237H198ZM210 235H212V236H210ZM111 236H113L116 240L120 241L121 243L125 244V242L121 241L120 239L115 237L113 234H111ZM240 236H242V237L244 236L245 239L240 238ZM233 237H235L234 240H232ZM64 238H67V239H69V241H71V244H70L71 246L69 244L67 245ZM200 241L202 242V240H200ZM231 241H234L235 243H233V242L231 243ZM240 241H238V243ZM181 242L183 243V247H181L182 246ZM121 243H120V245H121ZM188 243H190V244L187 245ZM236 244H235V247L233 245L234 249L236 248V246H238V244L237 245ZM259 244H261V245H259ZM201 245H204V244L202 243ZM257 245H258V247H256ZM118 247H119V245H118ZM69 248L70 249L76 248V250H73L74 254L71 252V250ZM198 248H202V246L198 247ZM247 248L248 249L250 248L249 252L252 251L254 253L249 254ZM251 248L253 250H251ZM257 248H259V250H254ZM252 256H253V259H251L252 260L251 261L249 257L252 258ZM81 257H82V260L80 262ZM204 258L205 259H203V261H202L203 264H222V261L219 258H217V256H215V257L214 256H207V254H204ZM97 259L98 260H95L96 264H103V262L106 261V257H104V256L102 257V259L101 258H97ZM118 259H120V257ZM224 260H225V257H224ZM192 262L194 263V261H192ZM223 263H224V261H223Z\"/></svg>", "mask_w": 264, "mask_h": 264}, {"label": "water", "instance_id": "obj_3", "mask_svg": "<svg viewBox=\"0 0 264 264\" xmlns=\"http://www.w3.org/2000/svg\"><path fill=\"white\" fill-rule=\"evenodd\" d=\"M2 141V140H1ZM3 148L8 153L16 150L31 156V152L18 146ZM33 161H24L26 159L4 155L0 152V264H25L23 254L30 244V236L28 232L27 212H25V224L20 223V227H16L14 221V213L11 211L9 204V181L19 166H35L38 169H44L49 172L54 182L61 191L67 195L62 201L57 200L58 207L67 210H75L83 213L95 221L111 228L115 233L127 239L129 242L137 246L148 260L153 264H190L185 259L175 255L169 247L164 243L157 241L152 235L140 232L123 221L108 214L100 201L91 199L87 194L78 192L71 186L62 182L54 171L47 167L44 163L39 162L36 157ZM15 159L23 161L21 164L11 162ZM69 197V198H68ZM68 198V199H67ZM100 202V203H99ZM50 205L55 203L50 202ZM32 233V232H31ZM33 233L31 235L33 250L37 251V245H34ZM3 248V252L2 249Z\"/></svg>", "mask_w": 264, "mask_h": 264}, {"label": "flooded vegetation", "instance_id": "obj_4", "mask_svg": "<svg viewBox=\"0 0 264 264\" xmlns=\"http://www.w3.org/2000/svg\"><path fill=\"white\" fill-rule=\"evenodd\" d=\"M40 206H41V204L33 205V207H40ZM59 213H60V215L63 218L69 219L70 221H72V223H74V225H75V227L77 229V232H75V234H74V231H72V234L73 235H76L77 236L76 238L79 240L76 243H81L80 241H82L83 244L89 245L91 247H96V246H105L107 244L106 242L108 240H110L112 242L114 241L115 247L120 251L121 254H123L122 251H124L125 248L127 247V244L126 243L124 244V243H121L120 241L116 240L113 236H111V234H108L109 232H107V231H105V233L107 234V236H106L105 234H103L104 232L103 233L101 232V230H103V229H99V228L97 229L96 234H99L100 235V233H102V236H98V239H96V241H94L95 238H92L91 236L87 235L89 233L88 232V228L86 227V225L81 224V223L78 222V218H77L76 215L71 214V213H65V212H62V211H59ZM31 222L32 223L28 225V230H29V236H30V243L32 244L31 231L34 230L36 232V234H37L36 236L40 238V237H42L41 234L39 233L40 232V228L42 226V223L45 225L44 226L45 228H47L48 226H47V224H45L46 221L43 222L42 219H38V218L35 219V220H33V221H31ZM63 229L61 228V230H63ZM66 239L67 238H64V240L66 241L67 245L68 244L70 245L71 244V241H69V239H67V240ZM120 243H121V245H120ZM118 245H119V247H118ZM129 247L130 246L128 245L127 248L130 249L129 251H131L133 253V255H132V256H134L133 258H137V259H140V260L143 261L144 258L139 254V252L136 251V250H134L133 248H131V247L129 248ZM70 250L74 254L73 250H76V248L70 249ZM37 253H38V256H39V259H40L41 263L42 264H47V262H46V259H47L46 258L47 255L46 254L47 253L45 254L44 251H40V252L38 251ZM110 255L109 254H106L105 252H101V253H99V255H96L95 254V257L94 258H96L95 260H98L97 258H101L102 259L103 256L106 257V261L103 262V264H115V263L116 264H124V262L128 259L124 255L119 256L120 259H118L119 258L118 257V254H117V256L116 255H112V254H110ZM123 257L126 258V260L123 259ZM81 260H82V257L80 258V262H81ZM95 260L92 259V261H91V259H90L89 260L90 261L89 263H87V262H85V261L82 260V263L83 264H96L95 263L96 262Z\"/></svg>", "mask_w": 264, "mask_h": 264}]
</instances>
